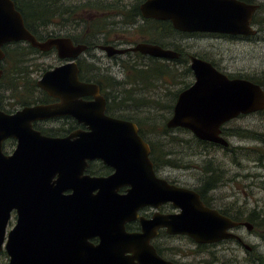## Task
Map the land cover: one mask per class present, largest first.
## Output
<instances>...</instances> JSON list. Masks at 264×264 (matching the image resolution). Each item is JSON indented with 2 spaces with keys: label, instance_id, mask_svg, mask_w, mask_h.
Masks as SVG:
<instances>
[{
  "label": "water",
  "instance_id": "95a60500",
  "mask_svg": "<svg viewBox=\"0 0 264 264\" xmlns=\"http://www.w3.org/2000/svg\"><path fill=\"white\" fill-rule=\"evenodd\" d=\"M257 8V3L243 0H144L139 5L142 17L169 20L178 31L241 36L257 33L252 25ZM18 41L42 52L55 48L58 57L68 59L83 49L67 36L37 39L13 0H0V61L3 46ZM105 49L108 54L138 51L158 58L179 57L175 50L145 42ZM189 60L193 81L179 91L166 126L185 128L197 139L226 147L229 141L221 135V126L264 110V89L250 79L229 77L198 56L190 55ZM36 85L58 101L25 105L14 112L0 108V250L6 252L7 264H122L119 257H105V253L134 248L114 246L111 242L116 238L142 241L147 259L138 258L136 263L129 259L128 264H175L156 260L148 245L159 222L170 233L186 234L197 242L234 236L226 230L237 222L204 206L193 190L156 175L149 145L135 123L105 115L106 101L99 87L78 80L73 60L45 70ZM84 95L93 98L86 101L81 98ZM64 115L78 118L89 129L53 137L33 127L34 121ZM9 138L16 141L11 154L4 151ZM95 158L112 165L115 172L107 178L84 176L85 160ZM116 184L129 185L128 192L117 195ZM167 201L180 211L154 216L141 234L114 233L111 225L105 228V221L112 224L117 216L133 213L141 205ZM12 209L16 222L6 232ZM95 233L101 238L98 245L88 241Z\"/></svg>",
  "mask_w": 264,
  "mask_h": 264
},
{
  "label": "trees",
  "instance_id": "16d2710c",
  "mask_svg": "<svg viewBox=\"0 0 264 264\" xmlns=\"http://www.w3.org/2000/svg\"><path fill=\"white\" fill-rule=\"evenodd\" d=\"M243 1L255 3V0ZM13 2L16 9L21 13L25 26L35 34L38 39H42L44 36H54L62 31L73 38L86 40L102 29L104 21L105 30H107L108 28L110 29L111 26H117V24H115L116 22H121L126 26H130L131 24L134 26L141 18H139V0L134 4H125L118 0H13ZM260 7H262L261 3H258V8L253 14L252 23H260L256 20V13L260 10ZM109 11H115L114 15L120 14L121 19L111 20L109 16V18H106V16L104 18L102 14ZM144 21H146L148 25L144 27L140 26L143 30H154V28H157L160 32L161 29H168L172 33L179 35L207 33L180 32L174 29L169 21L164 23L159 20ZM50 25L55 28L51 29ZM261 25L260 23V26ZM113 29L114 28H111V30ZM261 29H264L263 25ZM210 34L220 35L218 33ZM171 45V47L177 51L183 50L177 42L173 41ZM3 51L4 58L0 65L2 69V75L0 77V108L6 112H12L17 109L15 106H19L20 108L25 105L44 103L51 100V97L36 85L37 79L33 78L31 75L34 71L35 64L32 65L29 62L30 57L31 54L39 50L30 46L27 42L18 41L5 44L3 46ZM134 54L140 57V59L130 63L127 59L128 56L123 60L122 64L126 69L123 80L112 82L111 84L113 85L109 86L113 89L109 88V90H107L108 87L105 86V97L108 100V104H110V110L113 107L110 101L115 102L116 98L118 101L115 107L119 109H121L122 104H125L127 107L131 104H137V108L145 107L143 109L146 111H141L142 120H137L127 115L116 114V116L131 119L137 123L140 127V135L149 145L150 159L153 161L156 169L167 166L182 167L184 164L181 162L182 159L180 157H170V154L173 152L168 148V144L170 141L176 144H181L182 141L188 143V140H176L172 136L169 141L168 135L173 128H167L166 121L172 113L179 91L191 84V79L189 78L192 77V71L188 64V58L182 53L183 55H181L178 60L165 62L151 56L146 57L138 52ZM203 56L199 57L210 61L219 69L214 61ZM143 59H146V61ZM42 70L44 71L46 68ZM228 76L232 77L231 75ZM244 78L250 79L264 89L263 74ZM145 83L149 85L144 86ZM168 84H177L180 88L175 92H168L165 94L166 102H159L158 100H160V98L158 96L154 97L150 93L144 91L147 88L154 89L158 86L169 88L167 87ZM5 93H8V95L6 96ZM4 98H7V100L4 101ZM6 105H10L12 109H6ZM152 108L155 110H152ZM255 114L259 115L261 119L264 120V110L255 112ZM35 128L47 134L45 129L36 125ZM180 129L190 136V140L201 147L207 148L218 145L209 141L197 139L185 128ZM222 134L224 136L231 135L240 139L252 140L260 145H253L250 148L240 147V149H243L240 153H259V150L264 148V131L260 132L241 127H234L231 129L227 128L224 124V126H222ZM228 148H230L229 150L231 151L236 149L230 145L226 146V149ZM259 161L261 163L263 162L260 158ZM202 172L203 176L201 179L206 181H219L223 174L222 164L216 163L215 160H209L202 168ZM248 221L257 227H264V217L263 219L262 217L260 219L259 217H251Z\"/></svg>",
  "mask_w": 264,
  "mask_h": 264
},
{
  "label": "flooded vegetation",
  "instance_id": "af4514ba",
  "mask_svg": "<svg viewBox=\"0 0 264 264\" xmlns=\"http://www.w3.org/2000/svg\"><path fill=\"white\" fill-rule=\"evenodd\" d=\"M143 1L144 0H139L138 8H139L140 3ZM139 18L140 19L137 21V23H135L136 25L133 26L131 24L132 26L131 25L128 26V27H133L134 29L138 27V29L135 32L141 37L139 42H136L132 45H128V46L125 45L131 42L130 41L131 37L126 39V38H123V36L119 34L120 32L112 33L111 28H114L113 30H116L120 26H125V25H123L121 22H116L115 24L119 23L121 25L119 26L117 24V26H111L110 29L108 28L107 30H105V21H104V25L102 29L98 33H95L92 37H88V39L86 40H83L81 38H73L69 35H66L62 31H60L59 34L57 33V35H54V36H67L71 39L72 44L74 46H78V45L83 46V49L81 50V52L77 54L76 57L72 59L60 58L57 56L55 48H52L45 52V53L55 52V55L58 59L57 60L58 63L53 65L52 67L73 60L77 67L78 80L84 83L96 84L99 87V93L104 97L106 101L105 109H104L105 115L132 121L137 126L138 134H140L139 132L140 127L137 125V123L134 120L116 116L115 115L116 107H112L110 110V104H108V100L105 97V86H107L108 87L107 90H109V88H111L109 85H113L111 84L112 82L123 80V78H119L118 76H116V71H112L114 70L113 68L114 64H119L120 65L119 68L123 67V64H122L123 59L118 58V57L120 55H127L128 57L129 53L131 52L135 53L138 51H126L124 53L108 54L107 50L105 49V46H109L112 49H121V48L134 46L140 42H145V43H150V44H157L163 48H169V49L175 50L174 48L171 47L172 42L173 41L175 42V39L173 38L174 33L169 31L168 29L166 30L161 29L159 32L157 28H154V30H150V29L143 30L140 28V26L144 27L148 25V23H146V21L144 20H159L160 22H163V23L166 21L168 22L169 20L144 18L141 16V13H140ZM171 26L173 27L172 24ZM257 33H258V30H257ZM263 33H264V29H263ZM233 36L251 37V36H241V35H233ZM45 38L46 37L44 36L42 39H45ZM177 52L179 53V57L176 58L178 60L180 56L183 55L182 54L183 50L177 51ZM138 53L146 57L150 56L147 54H143L141 52H138ZM105 55L108 56V59H109V61H107L106 63H105ZM190 55L191 54H189L188 57ZM151 57L156 58L157 60L165 61V62H171L172 60H176V59L158 58L154 56H151ZM81 98L83 100L89 101V100H92L93 97L91 95H84ZM57 101L58 99L51 97V100H49L48 102H44V103H52V102H57ZM43 121H56L60 123L58 127L43 128L47 131L46 135L53 136V137H66L76 131H87L89 129L88 126L85 125L83 121H80L78 120V118L70 116V115L57 116V117H52L48 119L34 121L33 127L35 128V125L38 126L39 122H43ZM222 126H221V135H223ZM224 137L226 138V136ZM9 139L14 141V147H15V144H16L15 139L13 138H9ZM14 147L10 151L8 152L5 151V152L11 154ZM149 159H150V153H149ZM150 161L152 163L153 170L158 177L166 179L170 184H175L177 186H182L190 190H193L194 192L197 193L199 200L202 202L204 206L214 209L219 214L231 219L232 221L237 222V224L234 227L227 228L226 230L227 233H232L234 236L223 238V239L213 241V242H197L186 234L170 233L167 230V226L162 225L160 222L158 223V225L157 223H155L156 224L155 225L156 227L154 228L155 233H153V235L148 239V245L151 246L153 253H154V258L156 260L159 258L163 261H168V262L175 263V264H246L249 262H253L256 264L258 263L264 264L262 261H260V259L256 257L254 259V256H253L254 249H257L259 245H257L256 243L255 244L248 243L246 239L241 235V231L242 232L244 231L242 228H245L246 231L249 233L250 232L257 233V232H256V229L253 228V226L255 225L248 221V219L252 217V214L250 212L243 210L241 206H238L235 200H231L233 196L237 194L236 190L240 191L242 187L241 186H236V187L231 186L230 187L229 185L230 181H227L224 178L225 176L224 173L226 174V170L223 165H222L223 174L221 175L220 177L221 179L219 181H206L204 179H201L202 178L201 176L199 183H197V185L188 186V185L177 184L173 182L172 180L167 179V177L164 176L166 174H163L165 168L162 167L160 169H156L154 167L153 161L151 159ZM114 172H115L114 167L110 164L104 163L101 159L95 158V159L85 160V166L83 169L84 176L107 178L110 175H112ZM116 186L117 188L115 189V192L117 195H125L128 192V189L130 187L127 184H119V185L116 184ZM246 187L247 186H244L243 188H246ZM96 192H97V189L93 190L92 194ZM240 192L242 194L244 193L247 194L246 191H243V190ZM64 193L66 194L71 193V190H66ZM105 202L109 203V201L106 199H105ZM112 203L113 202H111L110 204ZM113 207L114 206H111V208ZM107 208H109V206H107ZM179 211L180 209L176 208L171 201L161 203L158 206L146 204V205H141L138 208H136L135 212L133 213L123 214V215H119L118 213L119 216H117V219L116 217H114L116 219L113 221L114 223L110 224V222L106 223L105 221L104 225H105V228L107 225H111L114 228V230H112L114 233H116L119 230H122L128 234H141L143 232V226L146 225L149 220L151 221L154 218V216H165V215H170V214L173 215L174 213H178ZM107 213L108 212H105L106 216H107ZM13 216L15 218L14 222H16V210L15 209H12L10 211V218L8 220L7 226ZM7 226H6V232H8L12 228L10 227L7 230ZM258 232L260 234L257 233L255 236L264 237V232L262 231H258ZM114 233L113 235H115ZM177 237L186 238L191 243V245L183 249L178 248L177 246L175 247L172 244V241L174 238H177ZM116 239H114L115 241L113 240L114 242L113 241L111 242L114 244V246L121 245L122 249L130 247V248H134V251H131L130 249L124 250L123 253H121L122 255L116 251L114 252L111 251V252L105 253V257H119L120 258L119 260H121L122 264H128L126 263V261L129 259H131L133 263L138 262L137 261L138 258L145 259V260L147 259L146 254L142 252V241H138V240L132 241L133 243L130 242L131 243L130 244L127 241L122 242L121 240H116ZM88 241L92 245H98L101 241V238L98 235V233H95L93 234V236H90L88 238ZM239 249H243L245 251L244 256H240ZM2 251H4V249H1L0 253ZM189 256H191L192 258H190ZM156 262L154 264H159L158 262L157 263Z\"/></svg>",
  "mask_w": 264,
  "mask_h": 264
},
{
  "label": "rangeland",
  "instance_id": "374dc122",
  "mask_svg": "<svg viewBox=\"0 0 264 264\" xmlns=\"http://www.w3.org/2000/svg\"><path fill=\"white\" fill-rule=\"evenodd\" d=\"M122 1L125 4H134L138 2V0H118ZM255 3H261L260 10L256 13V20L260 22L264 26V0H255ZM115 11L104 12L102 15L109 16L111 20H120V14L114 15ZM108 17V18H109ZM260 23H253V26L258 30V33L255 36L251 37H240V36H229L227 34L216 35L210 33H198V34H187V35H179L174 34L175 42H177L181 48L183 49V53L188 58V62H190L188 55L195 56H203L207 59L214 61L216 66L224 73L235 76L242 77H250V76H264V33L262 25ZM119 26L121 24L117 23ZM51 29H54V26L50 25ZM138 29H134L133 27L128 26H120L116 30H112V33L120 32L119 34L123 36V38H130V43L125 44L126 46L132 45L136 42H139L141 37L135 31ZM118 58H122L123 60L127 58V55H120ZM117 58V59H118ZM130 63H133L140 59L136 54L129 53V57L127 58ZM57 57L55 52H34L31 54L30 63L34 66V71L31 73L32 77L38 79L43 73V68H50L53 65L57 64ZM142 60V59H141ZM146 61V59H143ZM109 61L108 56L105 55V63ZM142 63V62H140ZM145 63V62H143ZM2 62H0V65ZM139 64V63H138ZM189 64V63H188ZM119 64H114L113 68L116 71V76L119 78H123L126 73V69L124 67L119 68ZM191 82L193 81V75L191 78ZM149 85L145 83L144 86ZM167 87L164 88L158 86L157 88H147L144 91L150 93L154 97H159V102L165 101V94L168 92L177 91L180 86L177 84H168ZM168 89V90H167ZM143 91V92H144ZM7 96L8 93H5ZM171 96V95H170ZM163 98V99H162ZM7 98H4L6 101ZM12 100V99H10ZM118 99L116 98L115 102L110 101L113 107L116 106V102ZM140 105V104H139ZM137 104H131L128 107L125 104H122L121 109L116 108L115 115H127L131 116L134 119L142 120V112L146 111L145 107H136ZM6 109L12 107L10 105L5 106ZM15 108H19V106H15ZM152 110H155L152 108ZM171 115V114H170ZM60 125L59 122L56 121H43L39 122L38 126L42 128L49 127H58ZM224 126V125H223ZM227 128L233 129L234 127H241L244 129L256 130V131H264V120L261 119L259 115L255 113H250L246 115H240L228 122L225 123ZM174 137L176 140L184 139L188 140V143H184L182 141L181 144L172 143L171 137ZM170 143L168 144V148L173 152L170 154L171 158L180 157L182 159V163L184 166L182 167H164L163 174L167 179L172 180L173 182L181 185L193 186L199 183L201 176H203L202 168L207 164L209 160H215V162L220 163L224 166L226 170V174L224 173V178L227 181H230V187L241 186L242 189L240 191H246L247 194H242L239 190L237 194L233 196L231 200H235L238 206L247 212L252 214V217H259V219L264 217V148L259 150V153H248L243 154L240 153V147L250 148L253 145L260 146L256 144L252 140L248 139H240L236 136H226L229 141V145L235 150L231 151L230 148L226 149L221 145H215L211 147H201L195 144L192 140H190V136L183 132L180 128L171 129L168 135ZM14 147L13 140H6L4 142V151L8 152ZM238 147V149H237ZM262 159L263 162L259 161ZM229 179V180H228ZM247 186L246 188H243ZM227 190V189H225ZM240 192V193H238ZM14 216L9 221L7 226V230L12 227L15 223ZM256 229V232L260 234L258 231L264 232V227L253 226ZM244 231H241V235L246 239V241L250 244H257L259 247L254 249V259L255 257L260 259L264 263V237L255 236L257 233H249L245 228H242ZM172 244L178 248H185L190 246L191 243L183 237L174 238ZM240 256L245 255V251L243 249H239ZM192 258L191 256H189ZM246 257V256H245ZM244 257V258H245ZM8 256L2 251L0 253V264H7ZM246 264H256L253 262H249ZM261 264V263H258Z\"/></svg>",
  "mask_w": 264,
  "mask_h": 264
}]
</instances>
